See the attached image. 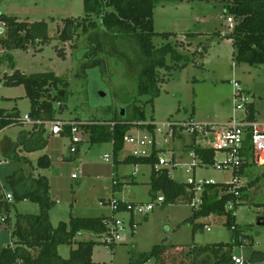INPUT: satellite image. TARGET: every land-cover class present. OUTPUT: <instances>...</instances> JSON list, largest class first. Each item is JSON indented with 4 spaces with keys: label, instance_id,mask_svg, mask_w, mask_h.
I'll return each instance as SVG.
<instances>
[{
    "label": "rangeland",
    "instance_id": "374dc122",
    "mask_svg": "<svg viewBox=\"0 0 264 264\" xmlns=\"http://www.w3.org/2000/svg\"><path fill=\"white\" fill-rule=\"evenodd\" d=\"M0 14L31 23L45 21L50 39L45 44L35 42L27 50L7 51L0 46V110L17 114L21 118L31 112V102L26 96L25 87L4 85V77L13 74L15 70L26 75L54 72L66 80L69 84L67 99L55 119L92 123L111 120L122 110L129 117L131 107H143L147 124H154L161 132L156 130L152 134L141 129V126H135L128 135L155 138L160 145L159 158L167 161L174 158L181 164L176 170H170L172 179L178 183H188L194 179L196 182L230 184L235 175L232 169L202 167L188 173L185 165L193 161L191 152L194 139L182 132L177 133L173 141L165 139L164 123L193 120L197 124L213 127L226 125L234 115L232 83L237 81L253 95L257 123L264 128V66L252 67L233 62V44L219 37V33H225V36L230 34V29H234L236 23H228L229 15L224 13L223 5L217 2L167 4L155 10V33L177 34V37L170 38V42L189 61L183 59L174 62L168 58L171 69L160 70L165 82L161 85L160 96L153 104H147L148 96H138L137 83L120 59L100 55L81 62L79 51L91 46L87 38L79 34L71 42L63 43L59 40L66 19L86 16L83 0H0ZM154 42L157 47L168 43L159 36L154 37ZM59 52L64 53L65 59L58 55ZM244 115V112H237L238 119L244 118ZM23 130L31 132L32 127L16 126L0 132V185L5 186L6 178L20 169H24L26 175L48 178L50 196L56 203L50 215L53 227H58L61 222L68 223L71 218L114 216L121 221V240L113 249L108 244H98L93 255L95 263L134 264L142 254L150 253L155 246L163 243L179 247L233 243L234 233L225 225V216L202 218L192 224L190 218L194 209L189 203H162L156 205L153 211L144 213L143 209L149 203H157L161 195L154 197L151 193L150 166H140L138 175L133 176L135 166L124 163L133 154L132 145L125 143L119 156H115L112 144H92L89 136L84 135L79 153L73 154L70 152L69 137H54L48 133V145L43 151L32 154L18 151L23 162L29 160L30 163L11 161L4 153L11 149L13 141H17ZM141 153L150 155L152 148L147 146ZM44 155L49 156L52 163L46 170L37 166L39 158ZM106 156H109L108 161ZM115 161L118 164L114 169ZM114 171L117 182L121 184L120 189L114 187ZM73 174L79 179H72ZM238 180L246 192L240 199L241 205L235 210L242 245L235 246L233 253L255 264L251 260L252 255L255 252L264 254V225H258L259 219L264 220V167L250 163L246 175ZM1 193L5 198L9 191L4 188L3 191L0 189ZM113 199L135 204L139 210L134 216L131 212L114 214L110 205H100ZM199 199L200 194L197 193L194 202ZM38 213L39 206L31 201L15 204L10 214L12 225H15L18 215ZM132 218L136 224L135 230L130 224ZM89 240L101 242L99 237L88 233L77 238L80 242ZM13 242L11 231L0 221V257L3 250ZM76 248L77 245H62L59 247V255L62 259H69L72 250ZM147 264H154V261Z\"/></svg>",
    "mask_w": 264,
    "mask_h": 264
},
{
    "label": "trees",
    "instance_id": "16d2710c",
    "mask_svg": "<svg viewBox=\"0 0 264 264\" xmlns=\"http://www.w3.org/2000/svg\"><path fill=\"white\" fill-rule=\"evenodd\" d=\"M83 1L86 16L79 19H66L64 28L60 30L59 40L67 43L73 41L79 34L84 35L91 46L79 51L81 62L95 59L100 55L120 59L127 67L128 74H131L137 83L138 96L149 97L147 104H153L160 96L161 85L165 82L160 70L171 69L167 62L168 58L170 57L174 62H180L183 59L186 62L189 61L188 57L180 54L177 47L170 42V38L177 37V34L157 35L155 33L154 13L159 6L195 2H217L223 5L224 13L233 17L236 23L232 32L226 35V39L232 40L235 49L233 62L237 65L245 64L252 67L264 66V0ZM0 18L7 25L6 34L0 37V46L7 51L27 50L29 45L35 42L45 44L50 41L49 27L45 21L31 23L3 14ZM155 36L163 38L168 43L157 47L154 42ZM58 55L65 59L63 52H59ZM3 82L7 87L22 85L25 87L26 96L31 102L29 115L33 120H59L55 117L61 113L62 105L68 95L69 84L66 80L54 72L26 75L20 70H15L13 74L6 75ZM58 104L60 107L57 106ZM20 118L17 114L0 110V132L6 128L24 126ZM248 119L253 122L257 120L255 104L249 107ZM135 126H141V129H146L152 134L156 131L154 124H147L145 109L138 106L131 107L129 117L127 113L125 116H122L121 112L116 113L113 119L94 121L83 125L82 130L89 136L92 144H112L115 156H119L125 146L126 136L133 128H136ZM47 136L48 132L43 127L39 129L34 127L31 132L23 130L4 156L11 161L30 163L29 160L23 162L24 159L18 151L22 150L26 154L43 151L48 145ZM63 136L69 135L63 134ZM195 138L194 135L193 151L196 157L205 164L212 165L215 152L197 147ZM158 155L159 151L154 149L150 157H128L124 163L134 166H152L151 193L154 197L161 195L165 204L176 205L179 202H185L191 205L196 194L195 187L174 181L169 169H156L159 163ZM114 164L115 169L117 161ZM51 165L47 155L40 157L37 163L42 170L49 169ZM248 166L250 163L247 159L240 169L233 172L234 179L246 175ZM113 175L114 187L120 189L121 184L117 182L115 171ZM5 187L12 194L13 201H7L3 193L0 194V221L5 224L6 229L11 231L14 242L3 250L0 264H97L93 261L95 247L98 244H105L102 240L108 233L110 224L115 221L114 216L71 218L68 223L61 222L58 227H53L50 215L56 203L50 196L51 186L48 178L41 175L37 177L32 174L26 175L24 169H20L6 178ZM245 192L244 187L235 192L233 183L206 185L201 194L202 202L193 207L194 212L190 218V222L195 224L202 218L225 216V225L234 233L232 244L179 247L163 243L155 246L150 253L142 254L134 264H147L152 260L154 264H234L233 248L242 245L241 234L236 225L235 210L241 205L240 199ZM25 201L37 204L39 213L18 215L13 226L10 216L12 208L15 204ZM230 204H233L232 209ZM125 209V204L121 203L117 213ZM261 221L264 220L261 219ZM85 233L96 235L101 242L77 241V238ZM62 245H77L69 259H62L59 255V247ZM115 245L110 246L113 249ZM251 260L255 264L264 262V254L255 252Z\"/></svg>",
    "mask_w": 264,
    "mask_h": 264
},
{
    "label": "built area",
    "instance_id": "2783aa9c",
    "mask_svg": "<svg viewBox=\"0 0 264 264\" xmlns=\"http://www.w3.org/2000/svg\"><path fill=\"white\" fill-rule=\"evenodd\" d=\"M2 14H0L1 16ZM228 23L232 25L235 20L233 17H228ZM7 32V25L0 18V37L4 36ZM233 92V106L234 115L231 117L230 121L221 127H213L209 125H200L194 121L189 122H177L169 121L163 124L166 128V132L163 133L165 139L172 140L176 137L177 133H183L195 138V145L206 150H213L215 152V159L212 165L205 164L202 160L196 157L194 151L191 152L193 161L187 163L185 166L188 168L187 172H194L197 167H202L205 169L215 168L217 170H229L232 169L234 172L247 161L253 163L259 167H264V128L260 126L256 121H250L249 117V107L253 103V95L246 91L240 86L237 81L232 83ZM60 107V104L57 105ZM237 112H244V118L238 119ZM22 124L28 125L32 128L37 127V129L43 127L51 136L61 137L63 134L69 135L71 140L70 152L76 154L78 152L79 145L83 142V136L85 135L82 126L90 123H78L75 121H63V120H33L30 115L20 118ZM114 126V123H112ZM157 130V129H156ZM161 132L160 129L157 130ZM167 141V140H166ZM126 145H132L134 147L133 154L130 157L133 158H146L150 155H142V149L150 146L152 152L154 149L160 151L159 144L156 142L155 138H140L138 135H128L125 138ZM128 143V144H127ZM160 154V152H159ZM159 157V155H158ZM106 161L109 160V156L105 157ZM2 161L0 160V166ZM181 164L174 158L170 161L159 158V163L156 165V169H169L171 171L176 170ZM151 171H152V166ZM140 171V166L134 167L133 176L138 175ZM72 179H79L76 174L72 175ZM235 185V192H237L242 186L239 184L238 179H234L232 182ZM189 185H192L196 189V194H200L199 201H195L196 194L192 200V206H198L201 201V194L204 186L209 184H215L213 182L199 181L196 182L194 179L188 181ZM2 191L6 188L0 185ZM238 194V193H237ZM5 199L9 202L13 201V196L8 193ZM121 202L119 200H109L107 202L100 203L101 206L110 205L112 207L113 213H117L120 210ZM164 203L163 197H158L157 203H149L144 209V213H149L155 209L158 204ZM126 209L123 212H131L132 216L135 215L139 207L132 203H124ZM230 208H233V204H230ZM121 213V212H120ZM122 222L115 219L113 223L110 224L108 233L102 240L103 243L108 245L116 244L121 240L119 231L122 229ZM130 224L133 230L136 229V224L134 223V218L131 219ZM206 230L210 231L209 227H205ZM232 261L234 264H248L246 260L241 257L233 256Z\"/></svg>",
    "mask_w": 264,
    "mask_h": 264
},
{
    "label": "water",
    "instance_id": "95a60500",
    "mask_svg": "<svg viewBox=\"0 0 264 264\" xmlns=\"http://www.w3.org/2000/svg\"><path fill=\"white\" fill-rule=\"evenodd\" d=\"M102 96H104V95L102 94ZM121 114H122V116L125 115V113H124L123 110L121 111ZM258 225H259V226H263V225H264V221H261V219H259V221H258Z\"/></svg>",
    "mask_w": 264,
    "mask_h": 264
},
{
    "label": "crops",
    "instance_id": "0c3cea01",
    "mask_svg": "<svg viewBox=\"0 0 264 264\" xmlns=\"http://www.w3.org/2000/svg\"><path fill=\"white\" fill-rule=\"evenodd\" d=\"M232 30H233V29H230V32H232ZM219 37H221V38H222V37L226 38L225 33H222L221 36H219ZM227 40H228V39H227ZM229 41H231V43L233 44L232 40H229ZM74 180H77V179H74ZM50 186H51V185H50Z\"/></svg>",
    "mask_w": 264,
    "mask_h": 264
},
{
    "label": "bare ground",
    "instance_id": "6f19581e",
    "mask_svg": "<svg viewBox=\"0 0 264 264\" xmlns=\"http://www.w3.org/2000/svg\"><path fill=\"white\" fill-rule=\"evenodd\" d=\"M82 144V143H81ZM79 152V151H78Z\"/></svg>",
    "mask_w": 264,
    "mask_h": 264
}]
</instances>
